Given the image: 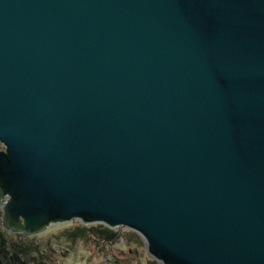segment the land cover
<instances>
[{
  "label": "water",
  "instance_id": "obj_1",
  "mask_svg": "<svg viewBox=\"0 0 264 264\" xmlns=\"http://www.w3.org/2000/svg\"><path fill=\"white\" fill-rule=\"evenodd\" d=\"M0 210L264 264V0H0Z\"/></svg>",
  "mask_w": 264,
  "mask_h": 264
},
{
  "label": "rangeland",
  "instance_id": "obj_2",
  "mask_svg": "<svg viewBox=\"0 0 264 264\" xmlns=\"http://www.w3.org/2000/svg\"><path fill=\"white\" fill-rule=\"evenodd\" d=\"M74 224L77 225L79 223L72 222L67 224L54 225L47 229L45 232L30 238L34 239L35 244L40 243L41 250H44L47 249V240L45 239L46 236L49 237L51 234L57 233L61 228L64 227L65 229L71 227ZM17 239V237H13V242H17ZM139 239L141 240L140 237ZM127 240V233H124L123 236H119V239L111 244H107L99 236H95L89 239L86 238L85 240H79L74 244L68 242L67 239L64 241L60 240L59 242H56L58 244H55L54 246L51 245L49 247L51 255H49L48 253H45V255L49 256L50 264H160L147 254L143 242L140 244H136L131 243ZM52 244L54 243L52 242ZM51 248L55 249V251H52ZM45 255L42 259L44 263H46Z\"/></svg>",
  "mask_w": 264,
  "mask_h": 264
},
{
  "label": "trees",
  "instance_id": "obj_3",
  "mask_svg": "<svg viewBox=\"0 0 264 264\" xmlns=\"http://www.w3.org/2000/svg\"><path fill=\"white\" fill-rule=\"evenodd\" d=\"M124 233H127V241L136 244L142 243L139 237L132 232H118L116 230H110L102 225L82 226L80 224H74L65 229L64 227L61 228L57 233L51 234L49 237L46 236L47 249L41 250L40 243L35 244L33 238H27L20 234H10L4 231L0 225V264H50V258L46 256L45 253L51 255L49 247L58 244L56 242L60 240L64 241L67 239L68 242L74 244L79 240L99 236L104 242L111 244L117 241L119 236H123ZM13 237H17L19 240L17 239V242H13ZM52 242L54 244H52ZM52 251H55V249H52ZM44 255L46 263L42 261Z\"/></svg>",
  "mask_w": 264,
  "mask_h": 264
}]
</instances>
